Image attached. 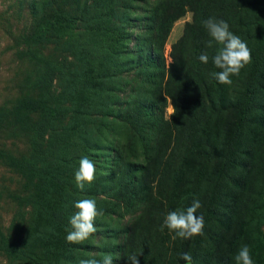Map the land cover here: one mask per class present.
Wrapping results in <instances>:
<instances>
[{
  "label": "rangeland",
  "instance_id": "obj_1",
  "mask_svg": "<svg viewBox=\"0 0 264 264\" xmlns=\"http://www.w3.org/2000/svg\"><path fill=\"white\" fill-rule=\"evenodd\" d=\"M168 1L114 0L111 11L102 9L108 27L120 28L125 38L118 47L121 57L115 68L109 66L113 63L109 61L112 47L105 43L104 53H100L103 61L98 63L101 92L98 101H93L77 93L70 74L72 67L85 66L90 51L85 55L84 50L78 53L69 47L76 44L74 28L68 27L69 34L55 32L57 37L52 35L39 45L31 41L41 21L52 19L56 26H65L70 18L79 25L78 18L90 14L93 4L88 10L85 7L91 0H0V264H78L90 254L97 259L112 254L113 264H127V257L133 254L140 264H187L182 253H191L193 264H235L234 256L242 245L251 249L254 264H264V0H232L233 33L251 49V63L232 77L231 85L214 78L213 84L208 83L210 73L219 71L214 65L196 72L199 81L204 79L198 90L201 110L196 133L176 143L169 128L171 101L159 79L157 83V64L150 55L152 12ZM193 17L191 7H186L172 23L161 48L164 71L172 53L187 56L186 50H172V46ZM44 57L62 65L64 75H55L48 89H39L34 80L41 70L39 59ZM251 73L256 76L252 106L237 139L234 163L217 181L225 138ZM177 83L175 79L173 88ZM30 98L38 99L37 110L25 109L23 101ZM51 104L55 113L51 130H75L71 135L75 157L87 155L95 162L96 179L84 191L75 187L77 169L70 170L63 183L47 185L33 180L20 165V160L33 152L31 125ZM135 107L148 110L149 125L137 129L132 123L128 109ZM35 140L41 146L50 143L47 134ZM165 145V169L159 177L155 163ZM127 180L133 185L132 196L124 186ZM214 188L219 198L213 219L205 221L204 235L213 240L197 242V236L173 241L167 229L160 231L167 212L186 209L194 198L202 204L197 215H204ZM84 198L95 199L103 215L96 218L95 234L82 244H70L65 229L77 211L74 202ZM240 220L243 225L238 231ZM233 232L237 233L235 241L228 239L216 246L220 238L227 239ZM142 235L149 245L137 249ZM48 239L55 246L63 243L66 249L48 248ZM13 249H19L20 254Z\"/></svg>",
  "mask_w": 264,
  "mask_h": 264
},
{
  "label": "trees",
  "instance_id": "obj_2",
  "mask_svg": "<svg viewBox=\"0 0 264 264\" xmlns=\"http://www.w3.org/2000/svg\"><path fill=\"white\" fill-rule=\"evenodd\" d=\"M91 4L93 5L90 14L86 17L82 15V17L78 18V21H80L79 25L74 19L70 18H67L68 23L65 26H56L52 19H50L49 22L41 21L32 32L31 41L32 43L39 45L48 41L52 35L57 37L55 32L60 34L66 32V34H69L70 29L68 27L71 26L74 28L72 31V40L77 37L76 44L72 43L69 47L78 53L84 50L85 55L87 49L90 51L89 61H87L85 66L72 67L70 74L76 84L77 93L83 94L90 99H94L93 101H98L97 99L101 92L99 81L100 78H102L99 72L98 63L103 61L100 58V53H104L103 49L105 43L109 42L112 47L111 52H109V61L111 62L112 60L113 62L112 64L109 63V66L115 68L116 62H118V59L121 57V48L118 47L121 46V42L125 37L120 28L116 27V29H110L108 24H106L107 21H105L106 16L101 13L103 12L102 9H108L111 11V6L114 4V0H91V3L85 7L86 10L91 7ZM233 4L234 2H232V0H169L167 4H160V6L155 8L152 12L153 36L150 41V55L157 64L155 68L157 83L159 79V86L171 101L172 112L170 114L169 128L172 131L175 143L181 138H191L196 133V121L200 115L198 109L201 108L200 100L198 98V90L200 83L204 80L201 78V81H199L196 77V72H201L202 68H210L214 65L211 57L216 53L219 47H221L215 43H213V47L211 48L207 46V43L211 38L204 29L202 21L210 17L223 19L229 24L230 30L233 32V25H235ZM186 7H191L193 10V22L184 27L182 35L173 44L172 50L173 47H180L182 50H186L187 56H185V58L181 56L177 57L172 53L170 56L171 61L169 67L164 71L162 64L160 65V63H163L161 50L163 41L165 40L172 23L182 15V12ZM70 22H74L75 24ZM88 28H90V30ZM113 48H117V50L115 51ZM125 52L126 51H124V53ZM203 53H207L209 56V62L207 64L199 61V56ZM105 56L107 59L106 54ZM94 61H96V63L91 67L90 65L93 64ZM39 62L41 63V70L34 80V85L39 89H48L55 75L64 73L63 66L54 63L45 57L40 58ZM253 67L254 69L257 68L254 65ZM163 75L164 77L165 75L167 76L162 83ZM255 77V74L251 73L247 81L248 83L241 94L233 127L229 135L225 138V144L223 147L224 157L217 174V181L225 176L229 164L232 165L234 163L238 145L237 139L246 123L248 112L252 106L251 103L254 93L252 82ZM152 78L153 81L156 79V77ZM175 79H177L178 83L176 87L173 88L172 83ZM213 82L214 79L209 76L208 83L213 84ZM23 102L25 103V109L27 110H37L38 107H40L38 106V99L35 98L26 99ZM40 103H43V101ZM128 111L129 117L137 129H139V127L142 128L146 123L149 125L148 119L150 118V115L148 110L135 107L128 109ZM54 115L53 105H47L42 118L31 125V130L35 139H42V137L47 134V142L49 141L50 143L41 146L38 144V141L36 142L34 139L32 154L28 159L20 160V165L26 169L27 174H29L33 180L38 183L46 182L47 185H53L59 181H62L63 183L64 176L70 173V170L78 169L80 160L79 158H76L75 153L72 152L76 147L75 142L71 138V135L75 130L64 129L62 132L52 131L51 129L55 121ZM51 133L53 137L52 139L49 138ZM61 134L63 136L60 141H58L59 135ZM167 139H169V136ZM167 146L168 145H165L161 148L156 158L155 164L157 167L155 168V172L159 177L163 176V170L165 169L163 161L165 153L167 152ZM79 149L82 152L84 148L80 145ZM124 186L127 189H130V196L135 194L134 191H132L133 185L131 181H125ZM216 197L219 198V191L217 188H214L209 194L204 208L203 216L206 222L211 221L215 215ZM63 212L64 211H60L59 214H63ZM242 225V220L238 221V231L241 229ZM233 233V235L228 234L227 239H225L226 237L220 238L216 246L220 247L226 244V240L228 239L235 241L237 233ZM204 238L207 240H213L212 236L207 235V237H200L197 242H201ZM180 244H183L182 241ZM45 245L53 250L58 248V251L66 249V246L63 243L55 246L50 239L45 241ZM148 245L149 243L146 237L142 235L140 237V242L137 241L135 247L141 249V246L147 248ZM12 251L16 254H20L19 249H13ZM214 255H216V253H214L213 256Z\"/></svg>",
  "mask_w": 264,
  "mask_h": 264
},
{
  "label": "clouds",
  "instance_id": "obj_3",
  "mask_svg": "<svg viewBox=\"0 0 264 264\" xmlns=\"http://www.w3.org/2000/svg\"><path fill=\"white\" fill-rule=\"evenodd\" d=\"M202 25L211 38L207 46L213 47V43L220 45L216 53L211 57L214 66L219 69L210 73L218 83L231 85L232 77L239 76L242 69L251 63V49L247 43L230 30L229 24L223 19L210 17L202 21ZM199 61L207 64L209 56L203 53L199 56ZM95 162L87 155L79 160V167L74 173L75 187L84 191L86 186H90L96 179ZM202 207L201 201L194 198L191 206L186 209H177L167 212L160 231L168 230L171 239L177 238L188 240L197 236L205 235V219L203 215H197V210ZM77 210L71 215L66 231V242L70 244H82L97 232L95 221L103 212L98 210L95 199L84 198L74 202ZM181 258L187 264H193L191 253H182ZM235 264H254L251 249L248 245H242L234 256ZM112 254H103L100 259L90 254L88 258H81L78 264H113ZM127 264H140L137 255H129Z\"/></svg>",
  "mask_w": 264,
  "mask_h": 264
}]
</instances>
